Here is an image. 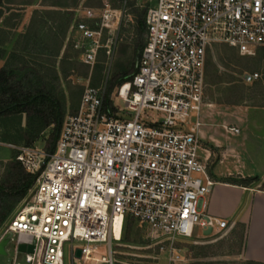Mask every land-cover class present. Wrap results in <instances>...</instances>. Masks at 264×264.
I'll list each match as a JSON object with an SVG mask.
<instances>
[{
	"label": "built area",
	"instance_id": "1",
	"mask_svg": "<svg viewBox=\"0 0 264 264\" xmlns=\"http://www.w3.org/2000/svg\"><path fill=\"white\" fill-rule=\"evenodd\" d=\"M147 1L136 71L114 88L110 107L105 86H87L51 151L9 145L34 176L4 232L14 235L10 264H66V255L86 262L102 245V262L112 264L117 220L120 241L128 220L164 240L232 228L203 205L215 186L210 151L198 136L205 65L215 43L240 56L264 52V0ZM79 10L69 36L78 61L92 68L101 49L110 54L112 40L104 43L103 33L118 25V15L108 5ZM261 78L246 72L242 81Z\"/></svg>",
	"mask_w": 264,
	"mask_h": 264
},
{
	"label": "rangeland",
	"instance_id": "2",
	"mask_svg": "<svg viewBox=\"0 0 264 264\" xmlns=\"http://www.w3.org/2000/svg\"><path fill=\"white\" fill-rule=\"evenodd\" d=\"M44 4L56 8L45 13L47 20L43 16ZM107 5L117 12L118 25L112 30H104V43L112 40L110 54L101 49L91 68L78 61L69 31L79 16L80 8ZM147 7V0H2L0 69L16 71L13 81H21L25 92L44 90L59 100L63 121L75 113L87 86H105L106 102L118 85L113 78L121 73L120 69L130 71L136 67L140 47L145 40V29L139 27L138 22L143 20ZM56 48H59L57 53ZM66 63L71 64L70 69L65 67ZM205 68L204 109L216 114L218 123L235 127V122H238L236 117L241 114L250 110L264 111L263 51L252 57L240 56L227 45L215 43L208 50ZM253 71L261 74V80L251 85L244 84V73ZM41 122L40 118L25 114L0 118V184L6 183L9 178L7 165L17 162V153L9 145L27 146L42 152L50 149L54 129L52 126L40 129ZM209 151L207 168L210 173L220 155L217 151ZM12 200L0 193V215L10 208L7 217L0 223V240L20 207L21 202L12 205ZM119 226L115 227L118 240ZM244 237V226H236L220 231L198 230L189 239L164 240L152 236L145 226L128 220L121 241L112 243L111 259L112 264H252L240 257ZM104 252L102 245L93 257L101 259L106 256ZM9 262L8 258L0 256V264ZM65 262L106 264L72 260L69 255H66Z\"/></svg>",
	"mask_w": 264,
	"mask_h": 264
},
{
	"label": "crops",
	"instance_id": "3",
	"mask_svg": "<svg viewBox=\"0 0 264 264\" xmlns=\"http://www.w3.org/2000/svg\"><path fill=\"white\" fill-rule=\"evenodd\" d=\"M55 9L44 4V19L46 12ZM216 117L203 106L198 136L205 147H213L210 149L220 155L210 171L215 186L203 205L207 213L230 222L232 228L244 226L240 257L264 264V111L250 110L236 117L238 122L232 127H237L238 134L229 133L228 126L218 123ZM246 179L253 181L243 187L240 181Z\"/></svg>",
	"mask_w": 264,
	"mask_h": 264
},
{
	"label": "trees",
	"instance_id": "4",
	"mask_svg": "<svg viewBox=\"0 0 264 264\" xmlns=\"http://www.w3.org/2000/svg\"><path fill=\"white\" fill-rule=\"evenodd\" d=\"M2 0H0L1 6ZM139 27L145 29L144 18L138 22ZM65 31L62 32L64 37ZM61 43V42H60ZM61 45V44H59ZM144 43L140 47V52ZM59 48H56L55 52ZM139 52V55H140ZM71 64L66 63L65 67L70 69ZM101 68V67H100ZM98 69L100 73L101 69ZM121 73L116 74L113 79H116L118 84L124 83L129 80L130 76L135 73L136 67L130 71L120 69ZM16 71L0 69V118H6L12 115L25 114L28 117H38L42 121L40 123V129L47 126L53 127V133L50 140V149L56 142L57 135L62 124L61 116V104L59 100L55 99L49 92L44 90L31 92H25L24 86L21 81L14 82L13 79L16 76ZM99 75V74H98ZM14 82V83H13ZM230 104V103H228ZM105 107H110L108 99L105 102ZM8 139L7 136L4 137ZM10 170V175L6 183L0 184V193L13 198L11 204L15 205L21 202L28 193V190L32 187L34 182V176L28 174L19 162H11L7 165ZM251 179L241 180L240 183L243 187H247L251 184ZM264 191V183L262 185ZM10 208L4 210L0 215V223L7 217ZM252 264H259L250 262Z\"/></svg>",
	"mask_w": 264,
	"mask_h": 264
},
{
	"label": "water",
	"instance_id": "5",
	"mask_svg": "<svg viewBox=\"0 0 264 264\" xmlns=\"http://www.w3.org/2000/svg\"><path fill=\"white\" fill-rule=\"evenodd\" d=\"M18 251L21 253H32L33 246L19 245ZM14 251V235L12 233H7L0 240V256L1 257H12ZM75 258H81V250L77 249L75 251Z\"/></svg>",
	"mask_w": 264,
	"mask_h": 264
},
{
	"label": "bare ground",
	"instance_id": "6",
	"mask_svg": "<svg viewBox=\"0 0 264 264\" xmlns=\"http://www.w3.org/2000/svg\"><path fill=\"white\" fill-rule=\"evenodd\" d=\"M118 224H120V222H119V220H117L116 221V223H115V227H117V225ZM115 236V239H113L115 242L116 241H120V238H119V240L116 238V235H114ZM120 237V236H119ZM86 262L87 263H89V262H102V260L101 259H96V258H94V257H90V254L87 256V258H86Z\"/></svg>",
	"mask_w": 264,
	"mask_h": 264
}]
</instances>
